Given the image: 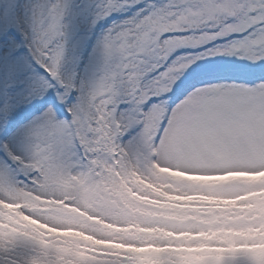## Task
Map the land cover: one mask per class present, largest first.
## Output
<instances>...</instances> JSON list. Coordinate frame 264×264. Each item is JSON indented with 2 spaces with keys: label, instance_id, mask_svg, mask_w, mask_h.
<instances>
[{
  "label": "snow or ice",
  "instance_id": "snow-or-ice-1",
  "mask_svg": "<svg viewBox=\"0 0 264 264\" xmlns=\"http://www.w3.org/2000/svg\"><path fill=\"white\" fill-rule=\"evenodd\" d=\"M0 264H264V0H0Z\"/></svg>",
  "mask_w": 264,
  "mask_h": 264
}]
</instances>
